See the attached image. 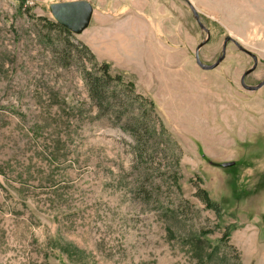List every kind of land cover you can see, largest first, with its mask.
Instances as JSON below:
<instances>
[{"label": "rangeland", "instance_id": "obj_1", "mask_svg": "<svg viewBox=\"0 0 264 264\" xmlns=\"http://www.w3.org/2000/svg\"><path fill=\"white\" fill-rule=\"evenodd\" d=\"M72 1L0 0V264H264L252 58L230 42L201 70L207 34L181 0H87L82 35L50 11ZM190 1L202 61L231 37L261 83L264 0Z\"/></svg>", "mask_w": 264, "mask_h": 264}, {"label": "water", "instance_id": "obj_2", "mask_svg": "<svg viewBox=\"0 0 264 264\" xmlns=\"http://www.w3.org/2000/svg\"><path fill=\"white\" fill-rule=\"evenodd\" d=\"M185 2L190 8L198 26L201 30H203L207 34V39L202 42L195 51V61L197 66L203 71H213L216 70L225 60L227 46L230 42L234 43L238 49L248 55L253 60V67L246 71L241 77V86L243 89L249 92H257L264 87V80L256 85L249 86L246 83V78L256 71L258 68V64L260 62L259 58L253 54L252 52L246 50L242 47L237 41L232 39L231 37H227L224 42L223 50L221 56L216 60L214 64L207 65L205 64L201 57L200 52L202 48L210 41V30L206 28L203 24L198 11L196 10L194 4L190 0H181ZM51 14L54 20L63 28L68 30L70 33L74 35H82L91 25L93 16H94V7L87 0L81 1H72V2H64V3H56L50 6ZM264 62V61H263ZM234 166V163H225L222 165L223 168H229Z\"/></svg>", "mask_w": 264, "mask_h": 264}, {"label": "trees", "instance_id": "obj_3", "mask_svg": "<svg viewBox=\"0 0 264 264\" xmlns=\"http://www.w3.org/2000/svg\"><path fill=\"white\" fill-rule=\"evenodd\" d=\"M61 29H63V31H65L66 33H70L68 30H66L63 27ZM85 48H86V50H88V52L92 56H94L93 53L91 52V50L88 47L85 46ZM104 64H105V67H108V68L110 67L109 65H111L110 63H107V62L104 63ZM90 88H91L92 95H94V97L100 98V96L102 95L101 92H100V90H101V82H100V79H97L95 77H91L90 78ZM207 205H208V207L210 209H212L216 213L217 216H220L221 209L219 207V204L214 203V202L207 201ZM229 234L230 233L228 232L226 235H229Z\"/></svg>", "mask_w": 264, "mask_h": 264}, {"label": "crops", "instance_id": "obj_4", "mask_svg": "<svg viewBox=\"0 0 264 264\" xmlns=\"http://www.w3.org/2000/svg\"><path fill=\"white\" fill-rule=\"evenodd\" d=\"M93 17H94V16H93ZM93 20H94V18H93ZM89 28H91V27H89ZM89 28H88V29H89ZM88 29H87L86 31H88ZM86 31H85V32H86ZM85 32H84V33H85ZM88 45H89V47H90L89 49H90L94 54H96V55L99 56L98 52H99L100 49H101L100 46H99V45H96V43H94L93 40H92V41H91V40L88 41Z\"/></svg>", "mask_w": 264, "mask_h": 264}, {"label": "flooded vegetation", "instance_id": "obj_5", "mask_svg": "<svg viewBox=\"0 0 264 264\" xmlns=\"http://www.w3.org/2000/svg\"><path fill=\"white\" fill-rule=\"evenodd\" d=\"M248 78V77H247ZM247 78H246V82H247ZM240 82H241V80H240ZM241 84V83H240ZM260 84V83H259ZM258 85V84H257ZM256 86V85H255Z\"/></svg>", "mask_w": 264, "mask_h": 264}]
</instances>
